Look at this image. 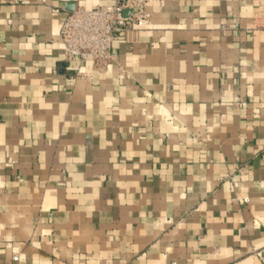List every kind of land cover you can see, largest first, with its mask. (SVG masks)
Wrapping results in <instances>:
<instances>
[{"label": "crops", "instance_id": "obj_1", "mask_svg": "<svg viewBox=\"0 0 264 264\" xmlns=\"http://www.w3.org/2000/svg\"><path fill=\"white\" fill-rule=\"evenodd\" d=\"M116 1L0 0V264H264V0H140L65 63Z\"/></svg>", "mask_w": 264, "mask_h": 264}, {"label": "built area", "instance_id": "obj_2", "mask_svg": "<svg viewBox=\"0 0 264 264\" xmlns=\"http://www.w3.org/2000/svg\"><path fill=\"white\" fill-rule=\"evenodd\" d=\"M148 21L149 15L140 0H117L112 6L91 10L77 8L68 14L59 31L64 62L78 59L94 67L109 65L115 59L111 55L114 40L124 37L131 29L145 27ZM74 70L76 73L71 77L78 76V69Z\"/></svg>", "mask_w": 264, "mask_h": 264}, {"label": "water", "instance_id": "obj_3", "mask_svg": "<svg viewBox=\"0 0 264 264\" xmlns=\"http://www.w3.org/2000/svg\"><path fill=\"white\" fill-rule=\"evenodd\" d=\"M123 14H124V15H127V12H124Z\"/></svg>", "mask_w": 264, "mask_h": 264}]
</instances>
